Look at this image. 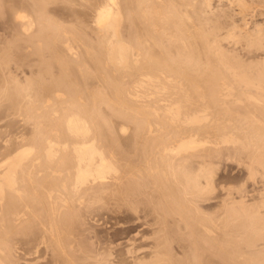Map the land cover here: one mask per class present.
<instances>
[{"label": "bare ground", "instance_id": "bare-ground-1", "mask_svg": "<svg viewBox=\"0 0 264 264\" xmlns=\"http://www.w3.org/2000/svg\"><path fill=\"white\" fill-rule=\"evenodd\" d=\"M249 5L0 0V264H264Z\"/></svg>", "mask_w": 264, "mask_h": 264}, {"label": "rangeland", "instance_id": "rangeland-1", "mask_svg": "<svg viewBox=\"0 0 264 264\" xmlns=\"http://www.w3.org/2000/svg\"><path fill=\"white\" fill-rule=\"evenodd\" d=\"M250 5L247 8V11L243 13H239L240 9L237 7L230 8L228 11L229 14L233 17L234 21L238 22L239 25L246 28V30H250L255 28L254 26L260 27V29H263L264 31V0H247ZM232 9V10H231ZM237 24V25H238ZM243 24V25H242ZM256 24V25H255ZM263 26V27H262ZM235 165H228L226 170H224L223 167H221L218 170V173L216 175V181L218 184L223 183H231L233 185H238L242 182L244 179V172L241 170L234 169Z\"/></svg>", "mask_w": 264, "mask_h": 264}]
</instances>
